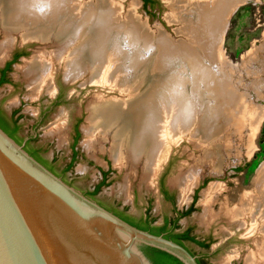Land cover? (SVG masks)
<instances>
[{"label": "rangeland", "instance_id": "1", "mask_svg": "<svg viewBox=\"0 0 264 264\" xmlns=\"http://www.w3.org/2000/svg\"><path fill=\"white\" fill-rule=\"evenodd\" d=\"M78 1L80 7L84 8L94 2H109L118 6L120 21L118 23L112 19L115 25H119L118 28L124 26L122 23L125 21V29H131L128 18L133 15L154 37L165 33L175 45L185 39V35L176 32L178 23L169 20L173 11L167 0H163L164 3L158 0L159 4L151 11L145 10L137 0ZM233 7H236L235 10L230 9L225 16L226 27L221 41L216 40L214 61L222 67L220 81L223 80L226 88L244 97V105L237 106L230 100L232 111L229 108L227 111L223 108L219 110L210 93H206L205 97L201 94V99L197 93V102L203 107L199 109L194 133H185L171 143L158 171L147 178L144 177L140 163L130 158L125 159L122 165L113 161V139L110 135L97 139L91 148L84 145L86 136L83 127L87 124L88 106L93 103L95 96L104 100L125 99L126 94L116 89L117 84L114 87L107 85L109 83L96 86L91 81L82 84L80 79L68 81L62 71L58 70L54 74L56 89L53 83L52 88L37 95L33 93L32 77L23 67L37 53H50L57 50L59 44L23 38L21 33L16 32L13 33V43L4 50L0 48V65L15 48H28L27 54L13 65L10 74L17 85H1L0 101L8 111L20 108L25 133L32 132V125L38 123L39 141L49 144L46 154L48 159L54 153L58 155L60 164L68 160L70 120L82 114L78 148L83 157L76 161L70 171L64 173L65 177L80 189L90 190L100 179L99 168L110 167L112 173L97 195L98 199L107 203L116 199L128 204L132 213L143 212L150 199L151 214L157 218V222H161L165 216L173 215V206L164 201L160 193V180L174 192V208L178 209L189 205L198 188L196 210L181 218L179 223L183 227L193 225L201 236L210 234L213 237L208 250L213 264H221L223 260L228 261V264H246L247 256L256 249L252 238L246 234L243 222L233 220L232 214L243 196L257 195V182L264 170V0H239ZM4 39L5 33L1 28L0 46ZM131 49L123 50V53H129ZM153 53L148 57L143 55L147 58L145 63L151 62ZM115 63V60L109 59L103 65V71L108 72ZM125 68L121 67L114 78L131 79L132 74L130 76L125 73ZM141 69L143 72L144 66ZM59 87L63 90L62 102L55 105L45 119L39 122L42 110L51 104ZM209 103L213 105L212 108L208 107ZM216 103L219 104V101ZM238 107L242 108L240 112ZM239 167L240 170L237 169ZM190 172L196 174L194 182L186 179ZM211 184H216L218 189L212 192L211 200L209 197L208 215L203 219L205 207L202 192ZM246 220L251 222L249 217ZM192 248L199 251L196 246ZM257 264L264 263L258 261Z\"/></svg>", "mask_w": 264, "mask_h": 264}, {"label": "bare ground", "instance_id": "2", "mask_svg": "<svg viewBox=\"0 0 264 264\" xmlns=\"http://www.w3.org/2000/svg\"><path fill=\"white\" fill-rule=\"evenodd\" d=\"M238 1L167 0L173 11L169 20L178 23L176 32L179 35H185V39L175 45L165 33L154 37L133 15L128 18L131 29H125V21L122 23L124 26L118 28L119 25H115L112 19L119 23V7L109 2H94L84 8L80 7L78 0H58L52 11L41 17L28 11V0H0V29L5 33L0 48L4 50L12 44L13 33L16 32L21 33L23 38L59 44V48L50 53H37L23 67L31 75L33 93L37 95L53 87L54 74L58 70L62 71L68 81L80 79L82 84L91 81L96 86L109 83L107 85L114 87L117 84L116 89L126 94L125 99L104 100L95 96L93 103L88 106L87 124L83 127L86 136L84 145L91 148L97 143V139L110 135L113 139V161L122 165L125 159L130 158L142 165L144 177L147 178L158 171L168 154L170 144L185 133H194L196 126L195 123L184 124L178 128L175 115L171 120L168 119L170 109L159 107L156 89L162 79L160 54L181 51L193 58L205 59V64L208 61L215 63L216 40L221 41L226 27L225 16L230 9L235 10L236 7H231ZM127 33L132 34L138 45H142L144 41L156 44V50L150 57L151 62H144L147 58L143 56L140 46L131 49L129 53H123L124 49L119 45ZM109 59L116 63L108 72L103 71V65ZM123 66L135 68L132 76L130 75L131 79H115L116 73ZM210 95L216 100L215 107L219 110L229 108L232 111L230 100L241 107L245 102L244 97L226 88L225 82L220 81V78L215 82ZM218 101L219 104L216 103ZM241 107H238L239 112ZM186 179L194 182L196 174L190 172ZM217 189L216 184H211L202 192L205 207L203 219L208 215L209 197L211 200L212 192ZM257 189V195L243 196L232 214L233 220L243 222L247 236L252 238L256 247L247 256L246 264H257L258 261L264 263V170L259 176ZM247 217L251 222L248 223ZM227 262L223 260L221 264H228Z\"/></svg>", "mask_w": 264, "mask_h": 264}, {"label": "water", "instance_id": "3", "mask_svg": "<svg viewBox=\"0 0 264 264\" xmlns=\"http://www.w3.org/2000/svg\"><path fill=\"white\" fill-rule=\"evenodd\" d=\"M24 143L0 127V264H154L145 247L199 264L183 245L128 223L64 181Z\"/></svg>", "mask_w": 264, "mask_h": 264}, {"label": "flooded vegetation", "instance_id": "4", "mask_svg": "<svg viewBox=\"0 0 264 264\" xmlns=\"http://www.w3.org/2000/svg\"><path fill=\"white\" fill-rule=\"evenodd\" d=\"M158 1V0H154ZM157 4L154 6L156 8ZM28 48L27 47H17L10 53L9 57H7L4 62L0 65V86L4 84H12L13 86H16L17 84L13 79L11 78L10 74L12 72L13 65L20 60L22 56H25L27 54ZM2 80V81H1ZM54 89H56L54 84ZM63 97V90L59 87L58 92L55 96V98L51 101V104L47 106L45 110H42L41 116L39 118V122L43 121L47 114L52 110V108L55 105H58L62 102ZM87 111V109H86ZM88 114V112H87ZM0 118L5 122V125L7 127V131L14 132L15 136L13 137L18 143H24V148L38 161H40L42 164H44L48 169H50L53 173L60 176L64 181L67 183L73 185L77 189H80L79 187L75 186L73 183H71L64 175V173L70 171L76 161L81 159L83 157V154L78 148V141L81 137V130H80V124L82 122V114H78L76 116H73L70 120L69 124V158L66 160L63 164H60V159L57 154H52L51 158L48 159L46 157V154L48 152V146L49 144L40 142L38 139V123L32 125V132H24V123L22 121L23 114L19 107L12 109L10 111L6 110V108L3 106L2 102L0 101ZM34 149L37 151V153L33 154L31 152V149ZM100 172V179L92 186L90 190H83L80 189L82 193L85 195L92 197L95 201H97L100 205L104 206L105 208L111 210L112 212L118 214L119 212H123L125 215H128L130 218H132L135 221H139L140 223H149L151 218H154L155 221L152 223V225H162L165 219H169V224L172 225L174 222L179 225L178 231H184L186 229L189 230V234L194 236L196 240L203 241L204 243L208 244L207 248H203L195 244L193 241L185 240L183 241V246L186 247V249L189 250V252L196 256L197 261L200 264H213L210 259V252L208 251L212 242L213 237L208 235H199L195 231V227L193 225H187L186 227L181 226L179 223V220L183 217H186L188 215L182 216L183 212L186 211L194 200V194L196 193L198 195V188L194 191L192 195V199L188 206H185L183 209L174 208L175 203V194L173 191H170L164 184L163 180H160V193L162 195V198L164 201L169 202L173 206V215L172 216H165L162 218L161 222H157V218L151 214V200L148 199L147 205L143 212L140 213H132L130 212L129 205L123 204L116 199H114L111 203L104 202L100 199H98L97 195L101 191V188L107 184L108 179L110 178V174L112 171L110 170V167L104 169L102 167L99 168ZM205 181V180H204ZM203 181V183H204ZM202 183V184H203ZM99 187V190L94 193L93 191ZM197 201V199H196ZM196 201L194 202L193 206L196 208ZM192 213V212H191ZM190 213V214H191ZM192 246H196L199 248V251H196Z\"/></svg>", "mask_w": 264, "mask_h": 264}, {"label": "clouds", "instance_id": "5", "mask_svg": "<svg viewBox=\"0 0 264 264\" xmlns=\"http://www.w3.org/2000/svg\"><path fill=\"white\" fill-rule=\"evenodd\" d=\"M58 0H28L27 9L30 13L45 16L50 13ZM122 49H134L141 47L145 56H150L156 50V44L151 41H144L138 45L131 33L125 34L121 39ZM159 64L162 79L156 89V97L161 109H170L168 119L175 115L177 126L180 128L184 124H194L199 120V109L203 107L195 99L198 92L205 97L215 86V82L222 75V67L218 63L205 59L193 58L181 51H170L161 53ZM135 71L134 67H127L125 73L131 75ZM212 108L211 103L207 104Z\"/></svg>", "mask_w": 264, "mask_h": 264}, {"label": "trees", "instance_id": "6", "mask_svg": "<svg viewBox=\"0 0 264 264\" xmlns=\"http://www.w3.org/2000/svg\"><path fill=\"white\" fill-rule=\"evenodd\" d=\"M158 5V1H154V0H142V7L147 10L149 9L150 11L154 9L155 5ZM2 81V80H1ZM0 127L7 132L11 137H14L15 134L14 132L7 131V127L5 125V122L0 118ZM31 149V147H30ZM31 152L33 154L37 153L36 150L31 149ZM237 169H241L240 167ZM205 183V182H204ZM203 183V184H204ZM99 190V187H97L93 192L96 193ZM197 199V194H194V200L193 203L191 204V206L183 212L182 216L185 215H189L191 212H193L194 210H196V208H194L193 204ZM116 214V213H115ZM119 217H121L122 219H124L125 221H127L128 223L143 229V230H147L151 233L154 234H163L165 237L183 245V241L185 240H190L193 241L195 244H197L200 247L203 248H207L208 244L204 243L203 241H198L195 239L194 236L189 234V230L186 229L184 231H178L179 229V225L176 224V222H174V224L171 225L169 224V219H165L163 224L158 226V225H152V223L155 221L154 218H151L150 222L147 223H140L139 221H135L132 218H130L128 215H125L123 212H119L118 214ZM145 253L148 255V257L153 261L154 264H183L181 263L177 258L173 257L172 255L155 249V248H151V247H145L144 248ZM199 263V262H198ZM200 264V263H199Z\"/></svg>", "mask_w": 264, "mask_h": 264}]
</instances>
